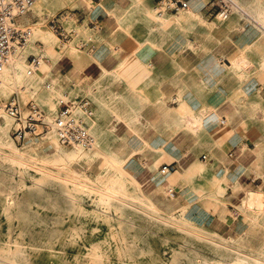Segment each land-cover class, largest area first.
Listing matches in <instances>:
<instances>
[{
  "label": "crops",
  "instance_id": "crops-1",
  "mask_svg": "<svg viewBox=\"0 0 264 264\" xmlns=\"http://www.w3.org/2000/svg\"><path fill=\"white\" fill-rule=\"evenodd\" d=\"M157 1L101 0L90 11L85 0H77L71 10L77 11L78 22L64 26L75 31L66 46L74 45L78 54L49 61L51 79L64 91L92 100L95 133L103 143L114 142L123 160L133 159L141 188L160 194L162 209L178 212L190 205L180 196L182 184L171 188L160 174L157 185L156 164L162 174H175L203 163L214 177L232 176L227 191L235 189L234 179L244 191L262 181L264 25L244 6L254 3L264 15V0H233L249 20L236 11L221 25H212L221 13L212 0H182L189 10L191 3L202 9L194 19L188 9L155 17ZM164 166L171 169L164 172ZM237 197L227 198L228 204L237 205ZM211 198L203 196L195 205L211 212L205 220L212 231L229 236L237 218L226 208L232 222L225 223L213 212L218 201Z\"/></svg>",
  "mask_w": 264,
  "mask_h": 264
},
{
  "label": "rangeland",
  "instance_id": "rangeland-1",
  "mask_svg": "<svg viewBox=\"0 0 264 264\" xmlns=\"http://www.w3.org/2000/svg\"><path fill=\"white\" fill-rule=\"evenodd\" d=\"M76 2L71 1L53 13L48 7L36 8L35 3L25 20L31 26L44 21L48 31L57 40L56 48H67L57 39L48 22L63 10L76 9ZM191 9L202 10L195 7ZM152 13L156 17L153 9ZM41 43H36L40 53L51 60L44 53ZM15 93L13 90L10 94L0 95V99L8 100L13 95L19 98ZM21 99L23 105L34 103L48 113L54 114L58 109V100L54 106L43 105L25 92H22ZM4 117L2 114L1 124ZM12 127L11 121L9 140L25 156H19L7 146H0V264H204L205 260L210 263L228 260V253L210 240L212 235L209 232L212 229L205 219L212 216L211 212L200 203L195 205L203 196L212 197L224 204V210L211 207L214 213H220V218H227L226 207L233 211L230 214L237 221L229 236L240 238L238 233L247 230L246 218L249 215L264 221V176L262 181H257L259 175L255 177L257 182L253 183L252 189L244 191L242 185L239 190H226L222 195L217 181L213 180L214 176L204 165L206 171L202 178L193 174L187 180L180 181L183 187L180 196L190 205L183 213L170 212L160 206V194L149 193L141 188L140 183L130 181L127 176L123 179L120 177V170L112 154L118 160L123 158L116 154L114 142H98L97 136L90 130L96 140L95 146L92 150L80 149L86 154L98 155L70 164L74 171L87 179V183H83L84 188L81 180H71L64 171L30 159V155H38V159L52 158L55 146H60L57 142L51 144L48 140L36 139L17 141L11 134ZM63 149L70 152L79 148ZM117 179L131 194L144 193L158 208L166 211L188 230L157 219L152 213L148 214L116 198L105 201L103 186ZM249 190L261 196V203L255 204L252 209L248 208L246 214L241 212L235 216L234 210L242 205ZM234 194L238 195L235 200L237 205L230 206L227 198ZM261 231L264 233L263 228ZM260 232L257 238L264 240Z\"/></svg>",
  "mask_w": 264,
  "mask_h": 264
},
{
  "label": "bare ground",
  "instance_id": "bare-ground-1",
  "mask_svg": "<svg viewBox=\"0 0 264 264\" xmlns=\"http://www.w3.org/2000/svg\"><path fill=\"white\" fill-rule=\"evenodd\" d=\"M71 1H76V0H37L36 1V8L37 7H39V8L48 7L50 9L51 13H53L54 10H56L57 8L66 6V4L70 3ZM205 4H203V7ZM192 7H195V6H193L191 3V8ZM244 7L246 8V10L249 12L250 15L255 17L259 23L264 25V15L261 14L260 9L258 8V5L256 6V4L250 2V3H247ZM141 8H143L142 5H141ZM136 10L138 11V9H136ZM144 11H143V13H144ZM185 11H187V10H185ZM236 11L241 14L242 19L249 20L248 19L249 17L244 15L242 13V11L240 10V8H237ZM130 13H131V11H130ZM147 13H148V11H147ZM188 13L191 15L192 19L200 18V16H201L200 11H194L192 9H190ZM150 14H152V13H150ZM146 18H148V17H146ZM182 18H184V17L182 16ZM127 19H128V17H127ZM155 19H157V18H155ZM174 19H177V18L175 17ZM227 19H228V13L221 12L220 15L218 16L217 20L215 22H212V25H221ZM140 20H141V18H140ZM157 20H155V21H157ZM124 21H127V20H124ZM161 22H166V21L161 20ZM176 23H177V21H176ZM252 23H253V25H256V24H254V22H252ZM192 24H193V22H192ZM124 26H126V25L124 24ZM31 27L33 30V36L28 40V42L26 43V45L24 47L19 48L16 51L14 56H12V58H11V63L4 69V71L1 75V77L3 76V79L1 81V86H0V95L10 94L14 90V92H16L18 94V96L20 98L19 100H22L21 99L22 92H25V93L31 94L35 99H37V101L39 103H41L43 105L48 104V105L54 106L58 100V97L60 96V94H62V92L64 91L65 88H64V85L60 84L58 81L51 79V70H52L53 65L51 63H50V65L42 63L38 69L29 73L27 63H26V59L30 55H40V56L45 57L47 59V57L45 55L40 53V51H39L40 48L36 46L37 41H40L43 43L42 49H44V53L47 56H49L51 59H54V60H57L58 58H61L64 55H69V57L70 56L75 57L78 54V51L75 47L69 46V45L67 48H63V49L56 48V41L57 40H56L55 36H53L48 31V28L45 25L44 21H38L37 23L32 24ZM145 42H148V41H144V43ZM189 46H190V44H189ZM65 47H66V45H65ZM45 71H47V72H45ZM20 95H21V97H20ZM25 104H28V103H25ZM106 112H108V111H106ZM51 114H52V112H51ZM89 122H90V130L97 136V141L102 142V139L100 138V136H98L94 131V127L96 125V120L94 119V117L90 118ZM10 126H11V121H10V119H8L7 116H5L4 122L0 126V146L1 145L7 146V148L9 147L19 156H21V157L25 156V154L22 153L21 150L18 149L15 145H13L12 142L9 140L8 134H9ZM48 142L51 144H54L53 142H56L55 135H52L50 137V139L48 140ZM96 155H98V153L91 154V155L86 154L80 148L74 149L73 151L68 152V151L64 150L63 147L57 145V146H55V154L52 158H43L42 157V159H38L37 158L38 155L37 156L30 155L29 157L32 160H36L38 162L40 161L43 164H46L47 166L51 165V166L57 168L58 170H60L62 172L64 171L63 173H66L67 177L69 179L81 180L82 181L81 184L83 185V183L84 184L87 183L86 182L87 179L83 178L76 171H74L70 167V164H72L73 161H78V160L83 159V158H95ZM112 156L114 157L115 162H116V164L120 170V172L118 171V173L120 174V177L123 179V177L127 176L126 178L129 179L130 181L139 183L136 179V170H135L136 168H135V165L133 164V159L118 160L115 158V156L113 154H112ZM38 169H40V168H38ZM153 170H154V181H155V183L158 185L157 178L161 174V175L165 176L164 181L170 182L171 188L172 187L177 188L181 184L180 181H182L183 179L187 180L188 177L193 175V174L199 175L198 177L202 178L205 175V171H206L203 163H201V167L199 166L196 169H195V163H193L189 167L184 168L182 171H178L176 174H173V172H165L162 174L161 170H159L158 164L155 165ZM114 172H115V170H114ZM51 176H53V175H51ZM170 176L175 177L173 182H171L169 180ZM53 177H56V176H53ZM178 177H179V179H178ZM230 177H232V176L231 175L227 176V174L226 175L224 174V175L213 178V180H216L217 184L219 185V189L221 190L220 194L223 195L226 192V187L231 185L232 179ZM234 182L236 184L234 185L233 188L238 189L240 187V183L237 182V179H234ZM92 183H94V182H92ZM83 187L86 188L84 185H83ZM103 190L104 191L102 193H103V196L105 197V201L109 200L110 198H116V199L120 200V202H125V203H128L130 205H134V206L138 207L139 209L146 211L148 214L152 213L153 215H155L154 217H156L157 219H161V220H164L166 222L172 223V224L180 227L183 230H188L184 225H180L176 220L172 219L171 216L169 214H167L166 211H163L162 209L158 208L144 193L138 194L135 192L136 193V195H135V194H131L130 192H128L124 188V186L119 182L118 179L104 185ZM99 192L101 193V191H99ZM98 201H100V200H98ZM220 203H221L220 201L215 202L214 203V204H216L215 208H219L220 205L223 204V203L222 204H220ZM258 203H261V196L257 195V192H255V191H249L247 193L245 199L243 200L242 205L237 207L236 211L234 210L235 216H237L241 212L243 214H246V210L248 208L252 209L254 207V205L258 204ZM185 209H186V206L182 207L179 211H181L183 213ZM157 215H159V216H157ZM151 217H153V216H151ZM221 219L225 223L230 224V221H231L230 219H228V218H221ZM246 225H247V230L241 231L238 233V235L240 237L239 239L232 237V236L224 237V235H222L221 233H218L216 231L211 230L209 232V234L212 235L211 236L212 238H210V240H212V242H214L220 248H223L224 251L228 253L229 259L228 260H221L220 262H214V263H210L209 261L205 260L204 264H264V240L263 239L259 240L257 238L258 232H260L262 228L264 229V221L260 220L259 218H256V217L252 218L249 215L246 218ZM258 228H260V229H258ZM194 234H196V233H194ZM260 234L264 235V233L262 231L260 232Z\"/></svg>",
  "mask_w": 264,
  "mask_h": 264
},
{
  "label": "built area",
  "instance_id": "built-area-1",
  "mask_svg": "<svg viewBox=\"0 0 264 264\" xmlns=\"http://www.w3.org/2000/svg\"><path fill=\"white\" fill-rule=\"evenodd\" d=\"M85 1L91 11L101 0ZM35 3L36 0H0V86L1 75L11 63L12 56L33 36L32 27L25 17L32 12ZM212 5L228 14L236 12L238 8L233 0H212ZM187 9L188 2L182 0H158L154 7L156 16L162 19ZM76 13V10L66 9L48 22L63 45L69 44L73 39L75 31H68L64 25L71 21L78 22ZM26 63L29 73L38 69L42 63L50 65V61L40 55H30ZM2 114L11 119V134L17 141H47L55 135L56 141L64 147L92 150L95 146L96 141L89 127L94 109L92 100L87 96H73L64 91L54 115H49L34 103L23 105L17 96H13L8 100L0 99V126ZM170 169L169 166L162 168L164 172Z\"/></svg>",
  "mask_w": 264,
  "mask_h": 264
}]
</instances>
